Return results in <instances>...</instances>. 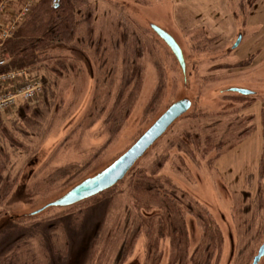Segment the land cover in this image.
Listing matches in <instances>:
<instances>
[{
	"label": "rangeland",
	"instance_id": "rangeland-1",
	"mask_svg": "<svg viewBox=\"0 0 264 264\" xmlns=\"http://www.w3.org/2000/svg\"><path fill=\"white\" fill-rule=\"evenodd\" d=\"M202 1L89 0L94 25L103 33L97 55L101 58L92 57L96 53L92 48L85 51L77 46L56 53L78 64L55 80L59 111L56 118L51 114L53 121L51 116L45 121L42 138L25 144L10 161L13 169L7 177L14 186L0 201V264H115L136 213L127 193L131 172L149 168L164 157L162 170L173 173L188 197L200 201L221 229L223 243L214 264H252L248 259L264 241V201L254 199L261 188L264 193V180L258 184L255 166L259 161L253 162L260 146L264 60L252 74H243L239 68L247 62H236L239 47L231 49L238 34L228 37L226 32H213L207 16L201 15ZM15 4L17 12L22 4ZM227 6L249 9L264 24V0H229ZM233 18L240 23L238 15ZM151 24L169 33L181 48L184 74ZM231 88L252 91L254 98L245 100ZM183 98L191 100V109L120 183L98 198L32 214L108 166L170 104ZM97 109L102 111L99 117H83ZM13 113L2 115L14 118ZM248 129L252 133L237 143ZM185 134L199 137L191 158L183 150ZM206 137L211 145L203 153ZM216 143H223L222 153L209 164L216 156L212 148ZM178 152L183 162L176 158ZM191 173L194 178L186 181ZM186 221L189 236L196 242L201 237L200 224L191 216ZM146 245V236L140 235L126 259L117 264H150ZM159 247L158 264H167L168 242L163 240ZM259 264H264V256Z\"/></svg>",
	"mask_w": 264,
	"mask_h": 264
},
{
	"label": "trees",
	"instance_id": "trees-1",
	"mask_svg": "<svg viewBox=\"0 0 264 264\" xmlns=\"http://www.w3.org/2000/svg\"><path fill=\"white\" fill-rule=\"evenodd\" d=\"M3 1L6 0H0ZM10 1L22 4V0ZM52 5V0L35 1L2 48V53L7 55L9 61L6 66L0 67V74L10 69L27 70L32 77H39L42 80L44 88L36 104L18 103L14 109V118L0 113V201H3L7 194H11L14 186V181L10 182L7 175V172L13 169L10 161L16 157L17 152L23 150L25 144L42 138V132L46 130L44 128L46 120L51 116L49 121H53L51 114L55 116L59 111L61 99L57 100L55 97V80L75 70V65L78 64L66 57H60L56 54L57 51L61 52L66 46H77L85 51L92 48L96 52L92 57L101 58L97 55L101 53L103 33L94 25V9L89 0H60L57 8H53ZM78 70L82 71L80 66ZM239 96L245 100L254 98V95ZM101 112L100 109L96 112H85L83 117L97 118ZM250 133L252 129L246 130L238 136L236 142L240 143ZM198 138L194 134H185L186 147H183V150L189 158L195 152L192 146L197 147L199 144ZM209 139L206 137L207 148L203 153L207 152L208 146L211 145ZM219 146L224 145L223 143L212 145L216 150V156L208 160L209 164L222 153ZM178 148L177 150H181ZM176 158L179 162L184 160L180 152ZM159 159L149 168L131 172L132 175L127 182V193L136 213L134 215L129 213L134 217L131 230L123 239L115 264L126 259L133 243L143 234L147 238L146 250L150 264L159 263L162 256L159 243L163 240L168 242L167 264H214L223 243L221 229L204 210L200 201L188 197L187 190L179 186L178 178L173 173L162 170L167 158ZM263 167L264 149L259 164V185L263 180ZM65 169L68 168L60 170ZM188 175L186 181L191 182L192 177L194 178L193 173L192 176ZM242 196L249 199L246 192H242ZM254 199L264 201L262 188L257 191ZM152 208H155L156 212L152 213ZM186 216H191L200 224L201 237L196 242L189 236ZM254 256L251 255L248 262H252Z\"/></svg>",
	"mask_w": 264,
	"mask_h": 264
},
{
	"label": "water",
	"instance_id": "water-1",
	"mask_svg": "<svg viewBox=\"0 0 264 264\" xmlns=\"http://www.w3.org/2000/svg\"><path fill=\"white\" fill-rule=\"evenodd\" d=\"M58 0H54L53 7H58ZM150 29L167 46L178 63L182 74L185 73L186 64L182 50L175 39L163 29L151 24ZM242 36L238 35L231 49L239 47ZM233 93L242 96H253L249 90L233 88ZM192 107L190 99L183 98L170 104L164 112L114 161L92 177L82 180L80 183L68 190L63 196L57 198L49 205L32 213L36 215L48 208H67L91 199L120 183L134 165L147 153V151L160 140L168 129L181 117L188 113ZM264 256V241L259 247L252 264H259Z\"/></svg>",
	"mask_w": 264,
	"mask_h": 264
},
{
	"label": "crops",
	"instance_id": "crops-1",
	"mask_svg": "<svg viewBox=\"0 0 264 264\" xmlns=\"http://www.w3.org/2000/svg\"><path fill=\"white\" fill-rule=\"evenodd\" d=\"M229 0H204L203 9L204 12L201 15H206L207 20L211 23L209 26L215 31L226 32L228 37H232V35H241L242 41L239 45V50L235 55L236 62H249L245 63L242 68H239L240 71H243V74H252V69L256 67L259 62L264 60V24H260L255 20V17L251 16V10L249 9H232L227 6ZM205 2L207 4L205 5ZM261 2L259 3V5ZM262 5V4H261ZM16 4H10V10L7 14L4 15V19L8 20V17L11 16L15 11ZM198 9L197 14L201 12ZM260 12V10H259ZM262 14V12H261ZM240 17V23L236 24L237 19H232L235 16ZM211 18V19H208ZM228 21V24L226 20ZM233 20V22H232ZM255 21L257 25L252 24ZM254 25V26H253ZM213 27V28H212ZM225 27V28H224ZM227 27V28H226ZM224 28V29H223ZM254 40V41H253ZM252 50L251 54L250 51ZM256 58V60H255ZM261 60V61H260ZM248 69V70H246ZM247 71V73H246ZM259 106L261 107V115H260V123H261V132H260V146L257 151V155L253 159V162L259 161L256 167V174L259 176V164L261 160V156L264 149V99H261L259 102ZM243 163V167H244ZM237 169H239L237 167ZM253 174L255 172H252ZM255 175V174H254ZM257 176V177H258ZM263 180H264V167H263Z\"/></svg>",
	"mask_w": 264,
	"mask_h": 264
},
{
	"label": "built area",
	"instance_id": "built-area-1",
	"mask_svg": "<svg viewBox=\"0 0 264 264\" xmlns=\"http://www.w3.org/2000/svg\"><path fill=\"white\" fill-rule=\"evenodd\" d=\"M34 0H22V6L14 12L8 20L4 15L10 10L14 1L0 2V67L8 64L7 55L2 53V48L16 29L17 24L29 13ZM44 84L39 77L30 76L27 70L10 69L0 74V112L14 110L18 101L28 104L36 103L42 96Z\"/></svg>",
	"mask_w": 264,
	"mask_h": 264
}]
</instances>
